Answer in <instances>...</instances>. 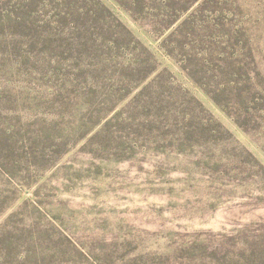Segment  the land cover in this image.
<instances>
[{"label":"rangeland","instance_id":"1","mask_svg":"<svg viewBox=\"0 0 264 264\" xmlns=\"http://www.w3.org/2000/svg\"><path fill=\"white\" fill-rule=\"evenodd\" d=\"M18 3L0 264H264V0Z\"/></svg>","mask_w":264,"mask_h":264},{"label":"trees","instance_id":"2","mask_svg":"<svg viewBox=\"0 0 264 264\" xmlns=\"http://www.w3.org/2000/svg\"><path fill=\"white\" fill-rule=\"evenodd\" d=\"M18 1L20 0H2L0 2V12H7L13 15H16L17 17H20V11H22V9L19 8V3ZM84 0H75L76 2V6L78 4H83ZM31 16V13L28 14V17ZM61 17L62 20H66V16L62 17V16H58ZM26 23V22H25ZM246 66V67H245ZM243 65V109L250 114L251 110H258V108H249L247 107V105L249 103H255L256 99L255 98V94H254V90L253 88L255 87L254 85L251 86L252 80L250 78L249 75V65ZM210 94L211 91L210 89L207 90ZM249 120L246 119L245 121H243V128L248 124Z\"/></svg>","mask_w":264,"mask_h":264}]
</instances>
